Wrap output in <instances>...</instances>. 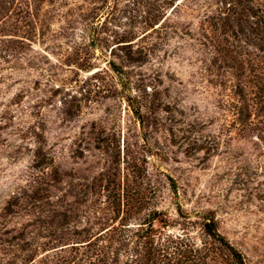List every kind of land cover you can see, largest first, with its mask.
<instances>
[{"label":"rangeland","instance_id":"1","mask_svg":"<svg viewBox=\"0 0 264 264\" xmlns=\"http://www.w3.org/2000/svg\"><path fill=\"white\" fill-rule=\"evenodd\" d=\"M229 1L0 0V264H233L208 220L264 264V0Z\"/></svg>","mask_w":264,"mask_h":264},{"label":"trees","instance_id":"2","mask_svg":"<svg viewBox=\"0 0 264 264\" xmlns=\"http://www.w3.org/2000/svg\"><path fill=\"white\" fill-rule=\"evenodd\" d=\"M251 1L252 0H231L226 6V10H229L228 13H231V10L240 7L243 11H252L253 15L256 16L257 13L251 10L253 9L250 4ZM18 12L22 13V10H18ZM26 12L29 11L27 10L25 13ZM24 15L28 16L27 13ZM32 15L33 13L30 12V16ZM249 61L250 76L247 79V86L246 83L243 87L238 85V90H236V95L238 97L236 109L239 122H243L244 117L252 115V110L263 112L264 109V59H250ZM112 66L115 67V65ZM136 114L139 115V110L136 111ZM151 218L153 219L155 217L152 216ZM204 226L206 234L214 239V241H217L219 246L229 253L233 264H248L242 253L218 232L213 220L206 221ZM107 258L108 256L103 259V262L106 261ZM153 260L154 257L150 256L149 259L146 260V264H152L154 262Z\"/></svg>","mask_w":264,"mask_h":264}]
</instances>
